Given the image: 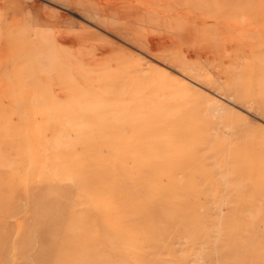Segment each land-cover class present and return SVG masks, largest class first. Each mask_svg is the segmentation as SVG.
<instances>
[{
    "label": "rangeland",
    "instance_id": "1",
    "mask_svg": "<svg viewBox=\"0 0 264 264\" xmlns=\"http://www.w3.org/2000/svg\"><path fill=\"white\" fill-rule=\"evenodd\" d=\"M91 245L264 264V0H0V264Z\"/></svg>",
    "mask_w": 264,
    "mask_h": 264
},
{
    "label": "bare ground",
    "instance_id": "2",
    "mask_svg": "<svg viewBox=\"0 0 264 264\" xmlns=\"http://www.w3.org/2000/svg\"><path fill=\"white\" fill-rule=\"evenodd\" d=\"M79 142L82 143V144L86 143V142L89 143L90 140H88V138H86V139H83V138L81 139L80 138ZM161 160H162V156L159 155L158 158L155 160V164H158L159 162H161ZM132 189L134 190V192H136L137 190H141V186H134V187H132ZM154 202H155V199L152 200L151 202L145 201V203L137 201V203L134 204V202H133V203H131V205L129 204L130 207H129V209H127V211H128V213L137 212V215H140L142 217H145V216L148 217L147 205L150 206ZM123 208H124V206H123ZM78 245H81V244H78ZM148 247H150V245H148ZM124 248H125L124 246L121 247V249H124ZM79 249L81 250V247H79ZM139 249L141 250V252L144 250L143 247L142 248L140 247ZM82 253H83V255H86V256H83L85 258L84 259L80 258L79 260L75 259L74 264H99V262H100L99 260L100 259H98V257H100L99 256L100 252L93 251L92 245L89 246V247L85 246V249L82 251ZM71 254H72V252H71ZM108 254H110L111 257L114 256L113 258H115V256L116 257L117 256H123V257H126V258L128 257V255H126L124 253L121 254L120 252H112V253H108ZM132 257L135 258V259H140V258L142 259V258H145L146 256L142 252L141 256L132 254ZM107 264H112V263H107Z\"/></svg>",
    "mask_w": 264,
    "mask_h": 264
}]
</instances>
